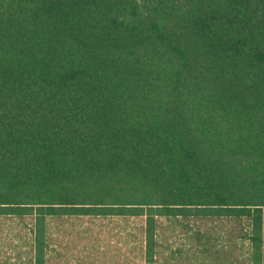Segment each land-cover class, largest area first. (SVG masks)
Listing matches in <instances>:
<instances>
[{"label":"trees","instance_id":"trees-1","mask_svg":"<svg viewBox=\"0 0 264 264\" xmlns=\"http://www.w3.org/2000/svg\"><path fill=\"white\" fill-rule=\"evenodd\" d=\"M247 217L264 264V0H0V217ZM61 264V263H60ZM67 264V263H66Z\"/></svg>","mask_w":264,"mask_h":264},{"label":"rangeland","instance_id":"rangeland-1","mask_svg":"<svg viewBox=\"0 0 264 264\" xmlns=\"http://www.w3.org/2000/svg\"><path fill=\"white\" fill-rule=\"evenodd\" d=\"M143 219L66 217L50 222L52 264H146ZM30 219L0 217V264L31 256ZM247 217H159L153 264H255Z\"/></svg>","mask_w":264,"mask_h":264}]
</instances>
